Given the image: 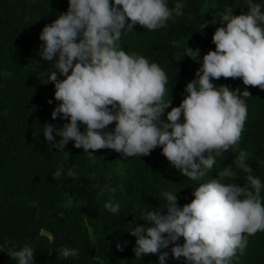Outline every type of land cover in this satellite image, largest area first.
<instances>
[{
	"label": "clouds",
	"instance_id": "obj_1",
	"mask_svg": "<svg viewBox=\"0 0 264 264\" xmlns=\"http://www.w3.org/2000/svg\"><path fill=\"white\" fill-rule=\"evenodd\" d=\"M244 7L247 10L236 15L232 6H226L218 19H206L199 26L203 31L219 21L212 37L215 50L203 55L196 78L187 83L186 95L176 107L171 106L172 97L166 98L168 77L161 66L124 50L120 41L123 32L134 31L137 24L148 31L166 27L169 20L183 15L182 0L173 7L166 0H68L67 11L39 34L42 59L58 57L42 72L47 82L54 83L59 102L51 115L67 121L59 128L45 124L43 133L64 153L65 161L72 155L65 151L70 141L83 148L92 163L97 150H114L128 158L148 156L160 147L182 175L200 181L215 168L217 157L238 152L234 167L217 169L218 178L198 184L190 203L181 207L178 191H164L166 202L159 209L137 208L147 226L130 228L136 237V259L158 254L159 264H166L170 249L173 258L183 257L187 264H231L238 252L245 253L249 237L264 232V183L253 174L250 154L239 150L248 116L246 100L252 96L247 86L264 90V0H245ZM172 44L178 47L181 42ZM185 55L199 62L200 50L188 46ZM221 77L240 78L246 87L232 90L213 83ZM113 122L114 129L108 130ZM62 171L63 165L53 179H59ZM241 172L243 186L225 183ZM67 175L75 178L77 173L69 169ZM106 191L115 189L105 185L98 194ZM104 208L118 214L120 203L109 199ZM117 249L123 251L124 245L118 243ZM0 251L17 264H36L31 245L17 249L5 240ZM59 255L76 257L78 250L62 247Z\"/></svg>",
	"mask_w": 264,
	"mask_h": 264
},
{
	"label": "trees",
	"instance_id": "obj_2",
	"mask_svg": "<svg viewBox=\"0 0 264 264\" xmlns=\"http://www.w3.org/2000/svg\"><path fill=\"white\" fill-rule=\"evenodd\" d=\"M166 2L173 7L177 0ZM182 2L183 15L169 20L166 27L148 31L137 24L134 31L125 30L120 41L124 50L145 56L166 72V98L172 97V107L179 106L186 95V85L196 78L203 55L215 50L212 37L219 21L203 31L199 26L206 19H218L226 6H232L236 15L247 10L245 0ZM67 8L68 0H0V245L5 240L14 242L17 249L31 245L36 264H159L158 254L135 258L136 237L130 234V228L147 226L137 208L159 209L166 202L164 191H178L181 207L190 203L198 184L218 178L217 169L234 167L238 152L230 150L217 157L215 168L200 181L182 175L160 147L148 156L128 158L114 150H97L96 162L92 163L83 148H75L70 141L65 151L72 155L65 161L64 153L43 133L45 124L59 128L67 121L51 115L59 102L54 97V83L47 82L42 72L58 57L53 61L42 59L39 34ZM174 40L181 45L173 46ZM188 46L200 50L199 62L185 55ZM5 72L11 75L4 76ZM213 83L232 90L246 87L240 78L221 77ZM247 90L252 96L246 100L248 116L239 150L250 154L248 163L253 174L264 183V90L258 86H247ZM170 110H165L163 119ZM114 127L115 122L108 130ZM84 129L81 125L80 130ZM53 135L59 141L55 131ZM62 165L61 177L53 179L52 174ZM69 169L77 173L75 178L68 177ZM243 176L241 172L236 180L226 179L225 183L243 186ZM105 185L115 191L100 196V187ZM109 199L120 203L118 214L104 208ZM248 239L245 253L238 252L231 264H264V232L258 231ZM183 242L181 237L179 243ZM118 243L124 245L123 251L117 249ZM62 247L77 249L78 255L63 258L59 255ZM168 251L166 264H187L183 257L177 260ZM0 264L17 262L0 251Z\"/></svg>",
	"mask_w": 264,
	"mask_h": 264
}]
</instances>
